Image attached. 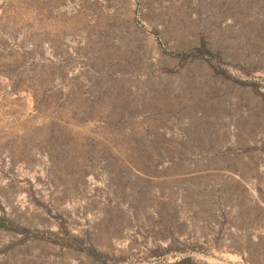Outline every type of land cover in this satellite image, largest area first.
<instances>
[{
    "label": "rangeland",
    "instance_id": "obj_1",
    "mask_svg": "<svg viewBox=\"0 0 264 264\" xmlns=\"http://www.w3.org/2000/svg\"><path fill=\"white\" fill-rule=\"evenodd\" d=\"M0 264H264V0H0Z\"/></svg>",
    "mask_w": 264,
    "mask_h": 264
},
{
    "label": "trees",
    "instance_id": "obj_2",
    "mask_svg": "<svg viewBox=\"0 0 264 264\" xmlns=\"http://www.w3.org/2000/svg\"><path fill=\"white\" fill-rule=\"evenodd\" d=\"M206 50L204 49V48H200V49H198V50H195L194 52L192 51L191 53L192 54H194V55H197V54H195V53H204Z\"/></svg>",
    "mask_w": 264,
    "mask_h": 264
}]
</instances>
